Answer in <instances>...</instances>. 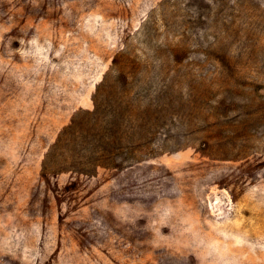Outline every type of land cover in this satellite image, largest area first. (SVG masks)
Here are the masks:
<instances>
[{"label": "rangeland", "instance_id": "1", "mask_svg": "<svg viewBox=\"0 0 264 264\" xmlns=\"http://www.w3.org/2000/svg\"><path fill=\"white\" fill-rule=\"evenodd\" d=\"M96 95L136 150L44 178ZM0 264H264V0H0Z\"/></svg>", "mask_w": 264, "mask_h": 264}, {"label": "trees", "instance_id": "2", "mask_svg": "<svg viewBox=\"0 0 264 264\" xmlns=\"http://www.w3.org/2000/svg\"><path fill=\"white\" fill-rule=\"evenodd\" d=\"M97 95L94 97V110L92 112H86L84 116H77L73 119L71 124L66 127L58 136L57 142L49 149L45 155L42 165V175L44 178H48V172L50 170L56 171L58 174L66 171H77L78 173L86 174L87 171L80 169L82 161H78L80 152L86 146L90 149L94 170L107 166H118L119 161L115 156L124 152H130L136 150L138 143L131 145L124 143L122 135L119 133L120 127H122L124 115L117 111V101L111 95L102 97L104 105L99 101ZM109 106L110 112L107 113L109 120L103 122L105 116V107ZM142 128L139 130H132L131 135L141 134ZM141 136V135H140ZM139 136V138H140ZM143 137V135H142ZM87 142H84V141ZM131 140V138H130ZM145 140V139H144ZM144 140L141 142L143 143ZM97 157V158H93ZM108 158V159H107ZM118 168H121L118 167ZM89 173V172H88ZM87 173V175H89Z\"/></svg>", "mask_w": 264, "mask_h": 264}, {"label": "bare ground", "instance_id": "3", "mask_svg": "<svg viewBox=\"0 0 264 264\" xmlns=\"http://www.w3.org/2000/svg\"><path fill=\"white\" fill-rule=\"evenodd\" d=\"M220 193V192H219ZM217 194V193H216ZM214 196V195H213ZM210 197V196H209ZM221 199V198H220ZM224 200V199H223ZM210 201V200H209ZM226 201V200H225ZM228 201V200H227ZM212 202V201H211ZM224 202V201H223ZM229 204V203H228ZM223 206V205H222ZM213 207V206H212ZM227 207V206H226Z\"/></svg>", "mask_w": 264, "mask_h": 264}]
</instances>
